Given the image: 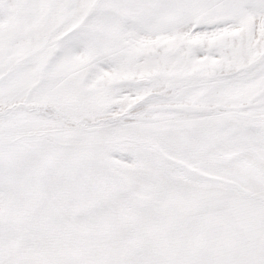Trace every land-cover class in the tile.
Segmentation results:
<instances>
[{
  "label": "snow or ice",
  "instance_id": "obj_1",
  "mask_svg": "<svg viewBox=\"0 0 264 264\" xmlns=\"http://www.w3.org/2000/svg\"><path fill=\"white\" fill-rule=\"evenodd\" d=\"M0 264H264V0H0Z\"/></svg>",
  "mask_w": 264,
  "mask_h": 264
}]
</instances>
